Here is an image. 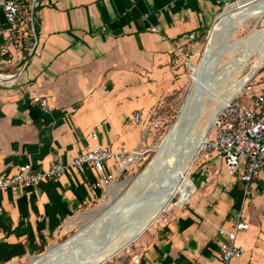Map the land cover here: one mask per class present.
Returning a JSON list of instances; mask_svg holds the SVG:
<instances>
[{
	"label": "crops",
	"instance_id": "0c3cea01",
	"mask_svg": "<svg viewBox=\"0 0 264 264\" xmlns=\"http://www.w3.org/2000/svg\"><path fill=\"white\" fill-rule=\"evenodd\" d=\"M218 1L21 0L15 31L1 14L0 176L24 164L43 170L54 159L68 162L96 143L94 133L102 146L148 151L161 123L152 115L186 80L184 68L171 64L173 49L183 45L197 56L219 20ZM258 80L255 92L264 90V68ZM35 97L47 98L52 112ZM196 160L190 187L176 194L187 204L167 206L108 264H220L217 241H228L221 230H233L239 210L245 253L232 264H264V173L247 188L221 156ZM124 170L88 166L37 188L0 192V264L23 262L67 235ZM111 172L116 180L104 187Z\"/></svg>",
	"mask_w": 264,
	"mask_h": 264
},
{
	"label": "bare ground",
	"instance_id": "6f19581e",
	"mask_svg": "<svg viewBox=\"0 0 264 264\" xmlns=\"http://www.w3.org/2000/svg\"><path fill=\"white\" fill-rule=\"evenodd\" d=\"M259 15L260 22L264 19V0H242L236 7H230L215 23L211 32L209 44L204 53L197 74L192 77V89L181 107L180 114L165 137L158 143V150L154 158L147 165L142 174L133 179V186L116 206L106 213L98 215L100 230L103 231L113 222H117V236L112 237L107 230L101 235H95L96 223L83 226L72 238L60 245L52 246L45 254L30 257L31 264H101L110 260L113 255L127 246L130 240L160 211L168 206L172 198L183 188L188 189L190 183L187 175L193 166L196 157L203 148V141L209 129L216 121L217 114L224 104L236 96L250 78L264 65V26L259 24L249 31L246 37L231 41L235 28L247 15ZM264 21V20H263ZM228 51L238 55L233 59L223 78L231 79L230 94L219 100L218 105L212 109L209 119L203 128L198 127L200 114L211 98L213 88H208V81L216 69L217 57ZM242 52V54H241ZM257 53L259 56L252 57ZM253 62V64H252ZM251 65L249 73L240 80H232L238 68ZM207 75V77H206ZM210 76V77H209ZM154 181L149 189L144 187ZM126 182L120 184L125 186ZM157 185V188L155 186ZM149 195L145 205L133 208L134 217L128 221V229L122 230L120 220L124 219L132 206L130 200L142 199ZM129 204V205H128ZM163 212V211H162ZM92 214H89L91 216ZM92 217V216H91ZM118 217V218H117ZM158 217V216H157ZM146 219L145 223L140 221ZM93 222V221H92ZM114 227V226H113ZM113 231V230H112ZM113 233V232H112ZM100 248L93 250L92 246ZM91 254L83 260L86 255Z\"/></svg>",
	"mask_w": 264,
	"mask_h": 264
},
{
	"label": "built area",
	"instance_id": "2783aa9c",
	"mask_svg": "<svg viewBox=\"0 0 264 264\" xmlns=\"http://www.w3.org/2000/svg\"><path fill=\"white\" fill-rule=\"evenodd\" d=\"M239 1L241 0H220L218 3L223 5L226 11ZM20 2L21 0H0V15L3 14L13 31L17 29L16 21ZM224 12H221L220 16ZM3 36L4 30L0 22V40ZM196 39V33L189 35L190 41ZM171 64L184 68L190 77L197 72L192 52L183 45H178L173 49ZM34 101L44 113L52 112L47 98L35 97ZM152 116L156 118L158 113ZM133 118L136 123H140L142 114L137 112ZM92 140L96 143L88 145L83 152L68 162L54 159L50 166L43 170L24 164L14 174L0 176V192L15 188H37L45 181L62 178L68 170L82 172L88 166L98 171H104L106 165L111 163L117 171H122L139 161L145 152L141 149L128 150L125 146L117 149L102 146L97 143L98 135L95 133L92 135ZM202 144L201 152L221 156L225 161L228 173L233 177H239L249 188V185L264 173V90L255 92L248 80L243 89L221 107L215 123L209 129ZM115 177L116 172L104 175L103 186H110L116 180ZM187 202L188 200L184 204L178 205L177 201L175 205L183 207ZM162 211V215H164L166 208ZM163 220L165 224L168 223L167 217ZM230 220L233 230H221L228 237V241H217L220 264H232L234 260L239 259L245 253L244 247L237 243L238 233L247 229L242 211L235 212Z\"/></svg>",
	"mask_w": 264,
	"mask_h": 264
},
{
	"label": "rangeland",
	"instance_id": "374dc122",
	"mask_svg": "<svg viewBox=\"0 0 264 264\" xmlns=\"http://www.w3.org/2000/svg\"><path fill=\"white\" fill-rule=\"evenodd\" d=\"M237 4H238V2L235 3L232 7H236ZM224 11H225V8H223L221 10V12H224ZM220 17H219V19H220ZM260 18L261 17H259V15H257V14L247 15L242 20V22L235 28L234 33L231 36L230 40L234 41V40L246 37L247 34L249 33V31L252 30L254 27H256L259 24L258 22H259ZM263 20L259 24L260 29L263 28V26H264ZM211 30H212V28L206 33L205 37L200 40L201 50L199 51L197 56L193 59V63L196 66L197 70H198V68L202 62V59L204 57V53L206 51V48H207L209 41H210V38L212 36ZM238 52H236V53H238ZM236 53L234 54L233 52L228 51V52L221 54L217 57V60L215 63L216 69L214 70L212 76L211 77L209 76L210 80L208 81L209 82L208 88L209 89L213 88V89H215V91H212L211 98L208 99L206 106L203 108V111L200 114V119L198 122V127L200 129L206 125L207 120L209 119L210 112L212 111V109H214L218 105L219 100L225 99L230 94L231 90H229V84H230L231 79H226V78L224 79L223 76L225 74V71L229 68L233 59L238 56V55H236ZM241 54H242V52H241ZM258 56H259V53L256 52V54L252 57V61L254 62L255 58H257ZM253 62H252V64H253ZM250 68H251V65L249 67L247 66L246 68H238L236 73L233 74L232 80H240V79L244 78V76H246L249 73ZM263 68H264V66L259 68V70L256 72V74H254L250 78L249 82H251L252 86H256V85L260 84V80H258V75L262 71ZM184 72L186 74L185 84L177 93L172 94L170 96V98H168V103L166 105V108H163L162 110L160 108V110H159L160 113L155 118L161 123H159L157 125L156 137H155L156 141L153 143L152 147L148 151L144 152V154L141 156L139 161H137L135 164L127 167L122 172V174L117 178V180L113 184L112 188L106 193L105 197L99 198V199H97V201L93 202L91 209H89L87 214L84 216V219L80 220V222H78V224L76 226H74L73 229L70 230L67 235L58 238L50 246H46L45 249L41 253L33 254L32 256L43 255L52 246L63 244L64 242H66L67 240L72 238L83 226L90 224V223H96V227L94 228L95 235H96V233L99 234V232L102 235L105 232H107V230H110L109 233L112 237L117 236L116 235L117 233L115 234V232H118V230H116L117 229V227H116L117 222L112 221V223L109 225V227L111 226L110 228L106 227L103 231H99L100 230L99 228L101 226L100 220H98V222H96V220H97L96 218L98 217V215L106 213L107 211L112 210L116 206V204L119 202L120 198L124 197L129 192V190L132 188L133 183H134L132 180L136 179L137 177H139L142 174V172L145 170L147 165L151 162V160L156 155L157 150H158V143L169 132V130L172 128L173 124L175 123L177 117L179 116L181 107L184 104L187 96L190 94L192 86H193L191 79L193 76H195L197 74V72H196L195 75L190 77L185 69H184ZM206 77H207V75H206ZM203 153H205V152H201L197 157H201V155H203ZM195 162L193 163V165L195 164ZM192 170H193V166L190 169V171L188 172L187 179L189 178L191 180V178L193 177V173H191ZM123 182H126L125 186H120V184H122ZM153 183H154V181H151L150 183H148L144 187V189H149V187L152 186ZM155 188H157V185L155 186ZM150 194L151 193H148L147 196L144 195V197L142 199H136V200H130L129 201V204L131 203L132 208L129 209V210H131V212H129L128 215L124 219L120 220L121 225L119 227L122 230L128 229V228H126L129 225V224H127V222L132 220L134 217L135 213L133 212L132 209L135 208V206L139 207L140 205H145L146 201H148V199H149ZM177 201H178V203L179 202H182V203L186 202V200L182 199L181 195L178 194L177 196L172 198V200L168 204V207L171 204H175ZM89 214H92L91 215L92 217L89 216ZM162 214L163 213L161 212L154 222H156L162 216ZM133 243L134 242L130 243L129 245L124 247L122 250L118 251L115 255H113V257H111L110 260H107L101 264L110 263L112 261V259H114V257H117L119 254L123 253ZM99 248H100L99 245L92 246L93 250H96ZM90 255L91 254L86 255L83 258V260L88 258ZM29 262H30V258L28 257L23 262H18L16 264H31Z\"/></svg>",
	"mask_w": 264,
	"mask_h": 264
},
{
	"label": "water",
	"instance_id": "95a60500",
	"mask_svg": "<svg viewBox=\"0 0 264 264\" xmlns=\"http://www.w3.org/2000/svg\"><path fill=\"white\" fill-rule=\"evenodd\" d=\"M162 211H160L159 213H158V215L161 213ZM157 215V216H158ZM157 216L155 217V218H153L152 220H150L145 226H144V228H142L141 229V231L140 232H138L135 236H134V238L132 239V240H130L129 241V243L127 244V245H129L130 243H132L133 241H135L152 223H154V221L156 220V218H157ZM145 221H146V219H142L141 221H140V223L141 224H143V223H145Z\"/></svg>",
	"mask_w": 264,
	"mask_h": 264
},
{
	"label": "trees",
	"instance_id": "16d2710c",
	"mask_svg": "<svg viewBox=\"0 0 264 264\" xmlns=\"http://www.w3.org/2000/svg\"><path fill=\"white\" fill-rule=\"evenodd\" d=\"M204 34H205V33H204ZM204 37H205V35H204ZM204 37H203V38H204ZM43 250H44V249H43ZM43 250H42V251H43ZM42 251H41V252H42Z\"/></svg>",
	"mask_w": 264,
	"mask_h": 264
}]
</instances>
